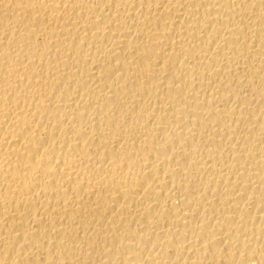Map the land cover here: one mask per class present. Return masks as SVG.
I'll return each instance as SVG.
<instances>
[{
	"label": "bare ground",
	"instance_id": "bare-ground-1",
	"mask_svg": "<svg viewBox=\"0 0 264 264\" xmlns=\"http://www.w3.org/2000/svg\"><path fill=\"white\" fill-rule=\"evenodd\" d=\"M0 264H264V0H0Z\"/></svg>",
	"mask_w": 264,
	"mask_h": 264
}]
</instances>
